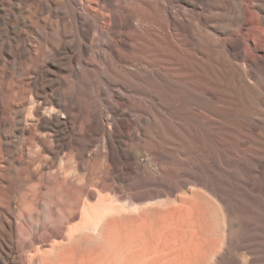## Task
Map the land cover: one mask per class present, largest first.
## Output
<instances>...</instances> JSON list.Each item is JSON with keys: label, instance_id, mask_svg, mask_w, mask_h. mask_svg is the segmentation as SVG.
Wrapping results in <instances>:
<instances>
[{"label": "bare ground", "instance_id": "obj_1", "mask_svg": "<svg viewBox=\"0 0 264 264\" xmlns=\"http://www.w3.org/2000/svg\"><path fill=\"white\" fill-rule=\"evenodd\" d=\"M230 178L264 198V0H0V264H264Z\"/></svg>", "mask_w": 264, "mask_h": 264}, {"label": "rangeland", "instance_id": "obj_2", "mask_svg": "<svg viewBox=\"0 0 264 264\" xmlns=\"http://www.w3.org/2000/svg\"><path fill=\"white\" fill-rule=\"evenodd\" d=\"M229 2H230L229 4L232 5V2L231 1ZM213 6L214 5L204 8V9L200 6L197 9L198 11H200L201 8L203 9L201 10V12L203 11L201 20L202 22L203 21L204 22L200 26V28L205 29L207 32H210L217 38H222L225 35L224 29L228 27L229 25L228 11L225 8H222V6L218 7L217 5L214 6L213 9L210 8ZM189 7L191 8V6ZM174 11H177V8L174 9ZM206 12H209L210 14L209 13L206 14ZM208 17L209 18L211 17V18L209 19ZM179 19H182V18L180 17ZM211 20L213 24H211L210 22ZM210 24H211V27H210ZM233 39L235 42H238V43L241 42V39L235 35ZM192 63H193V60H192ZM210 69L214 70V66L212 64L210 66ZM222 83L225 84L226 83L225 80H222ZM222 91L227 97L233 94L232 91L226 90L225 88H223ZM234 101H231L230 99H228V102L230 103ZM184 106L189 107L193 105L187 103ZM188 115L190 116L185 117V121L183 120L189 130V133L191 134V137L188 136V140L190 142L189 144L190 148H189V151L187 152V155H189L193 160L201 161L204 159L202 157V150H207L213 154H215L216 152L217 154V151H220V149L218 145L215 143L214 139L211 138L207 134L206 130L210 131V129L206 125H203L201 123V122H204V119H202L199 116H195L191 114H188ZM229 118H230L229 116H224L223 120L228 121ZM241 119L242 117H240V120ZM246 119H248V117ZM228 125L229 127H233L235 130H239V131L243 130L242 127L239 125L234 126V125H230L229 123ZM229 127L225 128V130L223 131H220V133L222 134L221 135L222 138L228 142V146L225 147L226 150L224 152L226 156L225 159H231L235 155H240L244 150H247L248 148V145H245L244 143L245 137H243L241 134H238L236 131H234V129H229ZM233 136L236 137L237 140L233 139L232 138ZM259 146H260V143L258 145H254V147L256 148H258ZM200 151H201V154H200ZM218 181L222 184H224V182L230 181L235 187H237V190H234L232 193H226L225 197L227 200L230 201V205L235 206V208L237 209L235 210V212H237L238 216H240L241 219L249 222L250 225L252 224L251 227L246 228L245 230L241 231L238 234L237 240L239 242V245L236 246L234 255L237 258L240 256H244L245 258L253 259V257H255L254 253L259 251V248H260V245L258 243L261 241H264V198H262V195L259 193H253V192H250L249 190L244 189L243 187H240L237 181L233 178L218 179Z\"/></svg>", "mask_w": 264, "mask_h": 264}]
</instances>
